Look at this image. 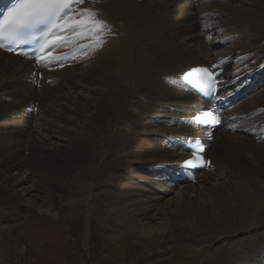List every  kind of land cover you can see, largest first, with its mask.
Returning a JSON list of instances; mask_svg holds the SVG:
<instances>
[{"label": "bare ground", "instance_id": "obj_1", "mask_svg": "<svg viewBox=\"0 0 264 264\" xmlns=\"http://www.w3.org/2000/svg\"><path fill=\"white\" fill-rule=\"evenodd\" d=\"M174 1V5H165L164 17L157 22L148 9L138 5V0L97 3L85 0L75 9L82 11L83 21L77 22L78 28L72 31L75 35L67 42L80 46L78 61H68L70 69L43 70L40 81L33 75L35 68L31 62L0 51V187L13 183L14 189L22 185L23 179L10 174L2 179L3 173L31 166L33 191L47 188L50 200L55 194L62 200L65 211L53 213L48 209L44 214L53 220L69 214L75 202L77 207L82 205L79 197L85 188L95 198L104 195L108 201L112 200L106 210L118 229L114 230L117 234L122 236L121 229L126 230L131 238L148 244L149 251L154 244L161 246V252H149L150 257L160 258L156 264H172L176 250L183 255L181 258L200 264H259L264 257V144L256 136L264 130V0H227L228 5L232 1L238 3L232 9L210 0L214 10L207 11L209 15L228 11L231 16L219 28L225 38L218 46L231 42L233 49L218 59H212L210 46L199 27L193 31L194 23L207 24L201 20L205 0ZM110 17L121 22L115 24ZM181 23L188 29L174 30ZM169 40L168 46L161 48L160 42ZM231 55L235 56L233 60ZM230 63L235 68L223 78L224 87L236 80L257 84L251 97L231 110L236 120L226 128L236 127V131L226 133L219 129L221 133L208 145L205 156L210 160L209 169L218 168L217 172L202 175L211 181L232 175L233 179L211 185L212 194L208 198L205 197L208 192L199 194L205 197V203L190 200L187 192L182 191L178 194L181 198L164 205L179 207V212L172 213L175 220L156 224L150 212L179 187L177 183L165 182L169 177L164 170L172 171L173 166L189 157L181 151L178 141L196 137L189 119L198 113L199 104L177 77L191 68L213 65L222 69ZM35 85H40V89ZM66 90L73 94L68 104L60 101L61 111L55 113L59 127L48 119L40 121L38 115L48 109L45 104H52L54 96ZM34 103L37 115L32 114ZM63 110L70 116L63 114ZM49 127L55 130L47 131ZM56 140L60 144L54 146L52 142ZM47 144L52 148H46ZM50 150L56 154V163L45 160ZM24 151L34 152L37 160L24 159L14 164ZM245 162L261 172L248 174L249 164ZM144 172L150 175L140 177L144 178L143 184L130 181L134 174L141 176ZM257 176H262V181L251 179ZM237 177L247 179L240 181ZM150 184L157 191L151 192ZM188 188L196 190L191 185ZM4 192L8 194L7 188ZM19 192L29 194L25 189L13 194L11 190L7 204L9 199L22 198ZM189 203L193 204L191 209ZM144 220H151L155 227L147 226ZM186 220L191 223L182 230L178 223ZM182 235L194 238L197 247L181 250L175 244L166 246ZM167 252L171 254L165 255Z\"/></svg>", "mask_w": 264, "mask_h": 264}, {"label": "rangeland", "instance_id": "obj_2", "mask_svg": "<svg viewBox=\"0 0 264 264\" xmlns=\"http://www.w3.org/2000/svg\"><path fill=\"white\" fill-rule=\"evenodd\" d=\"M104 1L114 2L115 0H104ZM131 1H133V0H131ZM146 3H149V5L147 6ZM175 3L176 2L174 0H155V1L153 0V1H149V2H146V0H143V1H139L138 5L148 9V11L152 14V19L154 21L158 22L164 17V14L162 13V11H163L165 5L168 4L169 6H171V5H174ZM216 4L217 5L219 4L222 7H225L223 5L227 4V6L231 7V9H232V7L234 8V7L238 6V3L233 2V1L230 5H228L229 1H227V0H217ZM202 5H203L202 6L203 13H201V16H202L201 20L204 19L205 23L211 24L210 31L208 30V32H207V29H208V26H207L206 27L207 29L205 32L204 29L201 28L202 25L200 26L201 23H198V22L196 24L194 23L193 31L197 30V27H199L200 33H202V35H204V38H206V39H204L205 43H207L210 46L209 51L212 55V59H216L218 56L220 57L222 55L227 56V54L233 49V44L231 42H226L224 45H222V46L219 45L220 47L218 46L219 40H222L225 38L224 37L225 34L224 35H223V33L221 34V32L219 31V28L225 22L227 23L231 19V16H230V14L227 13L228 11L227 12L223 11V10H225L223 8H222L223 9L222 11L225 12V14H223V12L219 11L221 14L218 15V13H215L216 11H214L215 14L213 16L209 15L208 13H210V10H214L213 9L214 8L213 2L210 0H205L202 3ZM207 11H208V13H207ZM169 15H173V14L171 13ZM110 19L115 24L117 23L118 25L121 22V21H118L116 18H113V17H110ZM101 22H103V21H101ZM104 23H106L105 20H104ZM197 25H199V26H197ZM180 27L185 28L186 30L188 29V26L186 24L181 23V24L177 25L174 30L181 29ZM235 40H237V38H235ZM169 43H170V40L169 41H161L160 46H161V48L166 47V46H168ZM215 44H217V45H215ZM82 57L83 56H79V58H82ZM87 57H89V55H87ZM234 57H235L234 55H233V57L231 55V60H233ZM69 64L71 65V63H69ZM230 65H231V63H230ZM82 67H85V66H82ZM234 68H235V66L231 65V70H233ZM64 69H67V67H65ZM68 69H70V66H68ZM35 86L37 89L38 88L40 89L39 86H37V85H35ZM64 92H66V93H64ZM64 92L62 94H63V96H65V98H61L59 100L57 98V95H62V94H57L56 97L54 96L55 100L53 99L52 104L50 102L45 104L46 107L48 106L47 108L51 109L54 113L53 114L48 113L49 110L47 109V112L45 114H43V113H42V115L40 114L43 117L38 115L37 118L40 117L39 118L40 121H44V120L48 119V121L52 122L51 123L52 125L58 124L57 122H59V120H58L57 116L55 115V113H60V111H61L60 110V101H64L65 103L68 104V102L71 101V97H72L71 95L73 94V93H70L69 91L67 92V90ZM84 96H86V92H84ZM87 96H89V95H87ZM63 99H65V100H63ZM34 105L37 106V103H34ZM58 106H59V108H58ZM0 108L2 109V107H0ZM232 111H234V110H232ZM37 113L35 115H37ZM48 114L49 115L52 114L51 118ZM63 114H67V116H70V113L67 110H63ZM47 115H48V117H47ZM55 117H56V119H55ZM59 125L60 124H58V127H59ZM19 126H22L20 122H19ZM69 127H71V126H69ZM50 128L51 127H49L47 131L55 130L53 128H51V129ZM9 129H11V127ZM11 130H17V128L12 127ZM4 131H7V130H4ZM219 131L220 130H218L214 134L213 138H217L218 137L217 135H219V133L225 132L223 129H221V132H219ZM40 139H41V137H40ZM29 140H31V138H29ZM51 142L52 141H50V143ZM52 143L54 146H57L60 144V141L56 140V141H53ZM27 144H28V142L25 145L26 147L28 146ZM45 147L46 148H52L51 146H48V144ZM50 152L46 153L45 160H47L48 163L52 162V160L56 163V160L54 158V155L56 156L55 152H54V155L52 154L51 150H50ZM23 153H22L20 158L14 160L15 161L14 164L18 163V162H22L24 159L30 160V161L37 160V157L33 154L34 152L32 153L30 151H24ZM28 154H29V156H28ZM49 154H51V155L49 156ZM248 164L249 163H246L247 166H248ZM27 167L28 168H26V166H25L24 169L20 167L21 171L20 170H18V171L11 170L10 173H3L5 175L2 177V179L7 178L9 176L8 174H10L11 177L13 175H14V178L18 177L17 178L18 180L23 179L22 181H24V183L22 185L18 186L17 188L14 187V189L12 188L13 183L11 184V186L9 185L10 187H7V184H5L4 187H0V264H3V262H4V264H16V263L17 264H156L158 262V260L160 259V258H158V255L150 257L149 252H151V251H152L151 253H153V251L154 252L155 251L161 252L162 251L161 246L154 244V248H151V251H149V247H147L148 244L146 246L145 243H143L142 241H139L137 238H135V237H133L135 239L131 238L132 236L130 237L129 233L126 230L121 229V235L122 236H120V234H117V231H114V230H118V229L115 228V225H114L115 223L112 221L111 216L108 215L109 213L106 210L107 209L106 206L108 205V203L112 202V200L109 199V201H108V199H106V197L104 195H100V197L95 198L91 193L88 192V190H89L88 188H85L84 191L81 193V196L79 197L80 202L83 201V204L78 205V207H77V202H75V200H74L75 207L72 209V211L69 214L66 212L65 213L66 216L65 215L63 216L61 214L63 217H61V219H57V220L56 219L53 220L49 216H45L44 214H47L49 212L48 209L53 213L54 212L60 213V212L65 211V208L63 207L62 200L57 198L58 194H55L56 196H54V198L52 197L50 200V198L48 197L49 190H47V188L39 189L38 191H33V189H34L33 184L35 183V179L32 178L31 175L29 174L32 167L31 166H27ZM248 167H247L249 169L248 174H251V175L257 174L258 175V173L261 172L260 170L255 171V169L252 167L251 164H249ZM217 170H218V168L213 167L212 169H209L207 172H205V174L212 176L213 172L214 171L217 172ZM254 171L256 174L254 173ZM17 173L21 175V178H20V175H18ZM144 173L145 174H143L141 176H140V174H134L133 178L130 181L132 183L143 184L144 178H140V177H143V176L147 177L148 175H150L146 172H144ZM3 174H1V175H3ZM159 175L163 176V173H159ZM204 175H202V177L200 175L198 177L199 180L197 181V183L191 185L194 188H196V190L188 188L190 185H180L179 187H177V189H175V192L170 194L164 201L159 200L160 201L159 206L150 212L151 217H152V215L154 216V219H155L154 223L162 225V224L172 223L173 221H171V220H175L172 217V215H173L172 213L175 214L176 211L179 212V210H178L179 207H175V205L172 207V205H170L167 208L164 205L168 201H170V202H168V204L169 203L172 204V201H176L179 198H181V196H178V194H180L182 191H184L185 193L187 192L188 196L191 198L190 200H194V201L199 202V203H205L204 198L205 197L208 198L212 194L211 185L217 186V184H219L221 182L227 181L228 179H233V175H232V177L228 176V179L227 178L222 179V180L221 179L220 180L214 179V181H211V178H210V180L205 179ZM263 175H264V173H263ZM245 178L247 179V177H244L241 179L237 177V179L238 180L240 179V181L241 180L244 181ZM251 179L253 181H257V180L262 181V176H261V178H260V176H257V178L253 177ZM205 181H206V184H205ZM145 185L147 186V184H145ZM151 186H153V185L150 184L148 186V188H151L150 189L151 192L157 191V189H156L157 187L155 188V186L154 187H151ZM5 187L7 188L8 194L5 192L3 193V191H6ZM184 187H186V188H184ZM205 188L207 189L206 191L204 190ZM23 189L28 190L29 194L23 195V193L19 192L21 195H23V197L22 198L19 197L18 199H15V200L9 199L10 201L7 204L6 198H7V196L9 198V194H10L11 190H12V194H13V193L17 192V190L22 191ZM191 190H193V191L191 192ZM194 190H195V192H194ZM205 192H208V194H206V196L204 198L199 196V194H204ZM155 195H151V196L153 198H157ZM191 205H193V204H191ZM191 205H190V203L188 204V209H191V207H192ZM101 208L103 209V211ZM169 208L171 210H168ZM26 209H28V210H26ZM159 214H163L162 215L163 218ZM106 218L109 220L107 221ZM144 221H145L144 223L147 224V226H149V227L154 226V223H151V220H144ZM182 221H180L181 223L177 222L179 224V226L181 227V229L185 228L187 225H189L191 223V222H189V220L188 221L186 220V222H182ZM106 225H108L109 227H107ZM55 227H57V228H55ZM156 229H158V228H156ZM183 236L184 235H182V238H180L179 240H177L175 242L170 243L169 245L166 244V246H171L172 244H175L181 250H182V248H187V247H195V246L197 247V245H195V242H194L195 239L194 238L190 239V238H186ZM127 239H128V241H127ZM25 241H27V242H25ZM119 244H121V245H119ZM9 245L10 246L12 245V246L10 247ZM211 245H213V244H211ZM6 250L8 251V253ZM27 250H28V252H27ZM112 250H113V253H112ZM19 251H20V253H19ZM174 253L175 254L173 255V257L175 256V258L172 259V264H200L198 261L193 260V259L181 258V256H183V255L179 254L177 250ZM43 254H45V255H43ZM168 254L170 255L171 253L167 252L165 255H168ZM15 256H16V258H15ZM41 256L42 257L45 256V257H43V259H42ZM3 259H4V261H3ZM40 261H42V263Z\"/></svg>", "mask_w": 264, "mask_h": 264}]
</instances>
